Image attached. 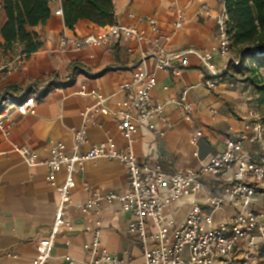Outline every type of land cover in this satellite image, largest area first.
Returning <instances> with one entry per match:
<instances>
[{
    "label": "crops",
    "instance_id": "0c3cea01",
    "mask_svg": "<svg viewBox=\"0 0 264 264\" xmlns=\"http://www.w3.org/2000/svg\"><path fill=\"white\" fill-rule=\"evenodd\" d=\"M223 1L112 0L116 24L144 31L147 41L159 40V47L171 53L208 51L216 43L214 17L222 9ZM3 2L0 0V44H4L1 32L6 23ZM61 2L57 0L50 5L52 14L46 24L31 30L42 41L37 52L28 55L25 46L18 43L8 51L0 47V100L6 96L17 101L27 96L35 99L34 115H14L9 138L0 131V264H32L37 256V244L52 229L59 204L57 187L63 184L66 172L55 174V185H51L46 179L49 168L45 163L51 157L52 143L63 142L68 149L72 147L73 132L83 125L84 111L96 103L92 96L79 94L82 87L87 93L114 96L107 102V107L114 110L116 102L129 94L121 92L120 86L131 81L141 53H147V68L156 73L152 97L155 102L165 104V116L170 124L166 127L157 121L155 129L138 128L131 151L139 162L147 161L166 175L200 171L212 156L223 151L228 136L245 131L244 118L259 103V95L241 77L222 80L215 89H207L208 75L193 55L187 56L186 65L181 59L172 61L180 70L178 76L170 71H155V46L148 42L139 44L134 39L122 38L109 46L64 51L59 44L62 34L83 37L102 27L81 20L73 30L66 28L63 16L54 13L61 8ZM153 19L156 32L149 22ZM180 19L184 26L175 29ZM9 66L19 69L7 75L4 68ZM185 90H188L187 100L194 107L188 120L175 102ZM199 132L201 136L197 137ZM86 134L88 142L80 149L83 154L90 152L93 145L110 139L118 150L126 146L112 115L90 112ZM13 143L30 148L43 164L28 167ZM263 145L246 143L245 149L259 161ZM227 176L221 180L225 181ZM215 180L208 176L207 182L211 185ZM74 181L71 205L67 209L72 228L59 230L51 250L54 263L69 264L68 258L80 264L88 262L85 246L98 231L101 246L110 255L142 264V247L128 232L134 220L129 212L123 211L118 203L104 201L89 215L80 211L96 194L124 193L129 189L125 165L110 159L90 160L83 169H76ZM209 192L207 188L204 194L177 200L164 208V216L183 221L192 203L203 204L204 195ZM233 212L232 207H225L215 219L225 220ZM149 222L153 230V223Z\"/></svg>",
    "mask_w": 264,
    "mask_h": 264
},
{
    "label": "built area",
    "instance_id": "2783aa9c",
    "mask_svg": "<svg viewBox=\"0 0 264 264\" xmlns=\"http://www.w3.org/2000/svg\"><path fill=\"white\" fill-rule=\"evenodd\" d=\"M56 1L51 0V4ZM54 13L62 16V8L56 9ZM214 20L216 43L203 53L197 50L166 52L159 47V40L147 41L144 31L119 24L101 28L83 37H71L64 33L59 44L64 51H76L85 46H109L122 38L134 39L139 44L148 42L155 46V71H170L175 76L180 75V70L173 66L172 61L181 59L183 65H186L187 56L193 55L208 75L205 87L211 90L222 81L225 65L234 55L228 33L229 16L224 5ZM149 22L156 32V21L153 19ZM183 26L184 21L180 19L175 29ZM147 57L146 52L141 53L131 81L120 86L121 92L127 91L129 94L116 102L114 110L107 107L108 100L114 96H102L95 91L87 93L82 87L79 94L92 96L96 103L84 111L83 125L74 130L70 149L63 142L51 145V157L45 163L49 168L46 179L55 185V174L62 170L66 172V177L63 184L57 187L59 204L54 224L48 236L37 244V256L32 264H55L51 250L58 232L61 228H72L67 209L71 205V192L75 188L74 172L77 168L83 169L86 162L94 159L123 163L128 170L129 189L124 193L112 192L104 196L96 194L80 211L89 215L99 202L104 201L118 203L123 211L129 212L134 220L130 222L128 232L142 247V264H264V151L260 160L255 161L245 149L246 143L264 144V125L257 113L250 111L244 118L247 122L245 131L228 136L223 151L212 156L198 172L166 175L159 167H152L147 161L139 162L131 151L137 129H155L154 122L157 121L166 127L170 124L165 116V104L155 102L152 97L156 73L148 70ZM18 69V66L5 67L4 73L9 75ZM187 93L188 90H185L175 102L188 120L194 107L187 100ZM92 111L112 115L119 135L126 143L124 148L118 150L114 140L110 139L93 145L86 154L81 153V147L88 142L86 127ZM16 114L34 115L35 99L27 96L17 101L6 96L0 100V131L7 138L12 135ZM200 136L201 133H197V137ZM13 148L28 167L43 164L27 146L13 143ZM225 175H228L225 181L221 180ZM208 176L216 179L211 185L207 182ZM207 188L210 192L204 195V203L193 202L183 221L177 222L164 216V208L181 198L204 194ZM225 207H232L233 214L225 220L216 221L215 215ZM149 221L153 223V230ZM97 225L100 226V223ZM93 234L91 243L85 246L89 260L83 264H135L131 260L110 255L101 246L99 232ZM67 260L69 264H80L71 258Z\"/></svg>",
    "mask_w": 264,
    "mask_h": 264
},
{
    "label": "trees",
    "instance_id": "16d2710c",
    "mask_svg": "<svg viewBox=\"0 0 264 264\" xmlns=\"http://www.w3.org/2000/svg\"><path fill=\"white\" fill-rule=\"evenodd\" d=\"M50 5L51 0H4L6 23L1 32L4 44L0 47L8 51L18 43L25 46L28 55L37 52L42 41L31 30L47 23L52 14ZM223 5L229 16L228 33L234 55L225 65L222 80L241 77L242 82L253 87L262 104L264 0H224ZM61 8L64 25L70 30L81 20L102 28L116 24L112 0H62Z\"/></svg>",
    "mask_w": 264,
    "mask_h": 264
},
{
    "label": "rangeland",
    "instance_id": "374dc122",
    "mask_svg": "<svg viewBox=\"0 0 264 264\" xmlns=\"http://www.w3.org/2000/svg\"><path fill=\"white\" fill-rule=\"evenodd\" d=\"M234 54V53H233ZM259 101V100H258ZM253 111H255L264 125V103L260 104V102L253 108ZM258 208V207H256Z\"/></svg>",
    "mask_w": 264,
    "mask_h": 264
},
{
    "label": "water",
    "instance_id": "95a60500",
    "mask_svg": "<svg viewBox=\"0 0 264 264\" xmlns=\"http://www.w3.org/2000/svg\"><path fill=\"white\" fill-rule=\"evenodd\" d=\"M257 52V51H256Z\"/></svg>",
    "mask_w": 264,
    "mask_h": 264
}]
</instances>
